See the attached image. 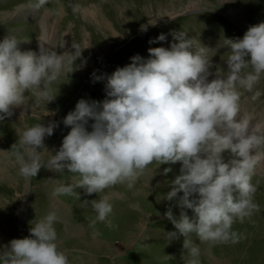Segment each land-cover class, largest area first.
Returning <instances> with one entry per match:
<instances>
[{
    "label": "clouds",
    "instance_id": "1",
    "mask_svg": "<svg viewBox=\"0 0 264 264\" xmlns=\"http://www.w3.org/2000/svg\"><path fill=\"white\" fill-rule=\"evenodd\" d=\"M46 2L37 0L30 7L38 10ZM165 16L174 18L154 14L140 30L146 32ZM171 35L175 42L168 47H149L147 57L133 54L129 63L106 76L95 70L90 74L93 81L106 80L105 98L77 100L62 117L69 131L54 154L45 145V138L59 126L52 119L26 126L19 138L24 151L14 155L26 179L37 176L42 167L78 174L73 182L58 183L55 195L78 187L88 194L104 192L117 183L132 187L151 171L148 166L153 162L157 167L168 165L162 174L179 163L178 174L161 196L172 202L163 213L175 229L167 236L169 241L183 236L188 253L184 264H201L200 244L192 234L202 242L236 243L241 233L233 225L244 223L260 207L252 177L257 165L264 164V116L242 111L241 89L253 92L264 77V21L249 25L240 37L224 38L226 69L213 70L216 48L196 44L184 31ZM167 37L161 32L148 42H163ZM20 41L15 33L0 39V121L13 114L14 106L26 103L29 91L41 101H51L52 83L68 73L70 60L74 63L82 54L58 52L47 37L38 41L37 49L21 50ZM89 46L85 41L83 49ZM86 64L84 58L80 67ZM38 148L50 154L47 161ZM90 201L95 213L90 223L102 221L114 227L108 218L113 210L111 197ZM57 219L56 211L50 210L31 224L29 235L0 247V264H69L59 247Z\"/></svg>",
    "mask_w": 264,
    "mask_h": 264
},
{
    "label": "rangeland",
    "instance_id": "2",
    "mask_svg": "<svg viewBox=\"0 0 264 264\" xmlns=\"http://www.w3.org/2000/svg\"><path fill=\"white\" fill-rule=\"evenodd\" d=\"M35 2L0 0V39L15 33L21 40V50L37 49L38 41L45 36L41 23L46 20L50 23L46 37L58 52L76 50L82 54L74 63L70 60L68 73L52 83L51 101H41L29 91L26 103L14 106L13 114L0 121V247H7L13 238L29 235L31 224L54 210L58 215L55 227L59 247L66 252L69 264H184L188 258L184 238L169 241L167 232L175 229L163 216L172 202L161 198L169 190V181L178 174L179 163L162 174L168 165L157 167L153 162L148 166L151 171L132 187L117 183L92 194L78 187L72 193L55 195L58 183L73 182L78 174L42 167L37 176L26 179L18 171L14 153L24 151L19 138L26 126L54 119L59 126L45 138L46 148L54 154L69 131L62 117L77 100L105 98L106 80L93 81L90 74L95 70L97 75L106 76L117 66L129 63L133 54L147 57L149 47H168L175 42L172 31L187 32L196 44L200 41L216 48L211 57L213 70L226 69L228 49L222 46L224 38L240 37L249 25L264 21V0H47L33 10L30 5ZM157 13L174 18L165 16L142 32L140 25ZM113 32L120 40L114 39ZM161 32L168 34L166 41L148 42ZM85 41L90 46L83 49ZM84 58L87 64L80 67ZM241 91L242 111L264 116V77L253 92ZM40 152L47 161L50 154L44 149ZM252 180L257 185L254 199L260 207L250 219L233 225L241 233L238 242L212 244L192 234L191 238L200 244L201 264H264V164L257 165ZM104 195L111 197L113 210L108 218L114 227L102 221L90 223L95 217L90 200ZM84 200L89 203L84 204ZM173 212L178 215L179 209L173 206ZM188 212L191 214V210Z\"/></svg>",
    "mask_w": 264,
    "mask_h": 264
},
{
    "label": "bare ground",
    "instance_id": "3",
    "mask_svg": "<svg viewBox=\"0 0 264 264\" xmlns=\"http://www.w3.org/2000/svg\"><path fill=\"white\" fill-rule=\"evenodd\" d=\"M19 12H20V10H18V13H19ZM235 14H236V13H235ZM47 16H48V15H47ZM47 16H46V17H47ZM41 24H42V27L45 28V29H44V34H45L44 37H46L47 30H50V29H48V28H50V25H49L50 23H48L46 20H45V21L42 20V23H41ZM113 34H114L113 37H114L115 40H117V39L120 40V37L118 36V34H115L114 32H113ZM53 36H54V35H53ZM40 41H41V40H40ZM22 111H23V110H22ZM16 113H17V112H16ZM22 119H23V118H22ZM206 254H207V253H206Z\"/></svg>",
    "mask_w": 264,
    "mask_h": 264
},
{
    "label": "crops",
    "instance_id": "4",
    "mask_svg": "<svg viewBox=\"0 0 264 264\" xmlns=\"http://www.w3.org/2000/svg\"><path fill=\"white\" fill-rule=\"evenodd\" d=\"M21 13H22V12L20 11V12H19V15H20ZM21 16H22V14H21Z\"/></svg>",
    "mask_w": 264,
    "mask_h": 264
}]
</instances>
